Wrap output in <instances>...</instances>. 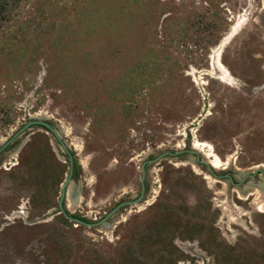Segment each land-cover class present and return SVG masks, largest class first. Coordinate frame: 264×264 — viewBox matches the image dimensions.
<instances>
[{"label": "rangeland", "instance_id": "374dc122", "mask_svg": "<svg viewBox=\"0 0 264 264\" xmlns=\"http://www.w3.org/2000/svg\"><path fill=\"white\" fill-rule=\"evenodd\" d=\"M30 117L73 154L81 219L164 152L263 172L165 158L91 228L57 214L69 158L35 127L0 155V264H264V0H0V146Z\"/></svg>", "mask_w": 264, "mask_h": 264}, {"label": "water", "instance_id": "95a60500", "mask_svg": "<svg viewBox=\"0 0 264 264\" xmlns=\"http://www.w3.org/2000/svg\"><path fill=\"white\" fill-rule=\"evenodd\" d=\"M35 127H39V129L45 130L48 134H52L54 136V138L62 146L64 152L68 155V158H69L70 172H69L67 179L64 181V183L61 187V194L59 197L57 214L58 215H60V214L64 215L65 218H67L71 222H74L75 224H80V225L91 227V228H97L99 226L104 225L111 218H113L121 208H125L126 206H135V205L140 204L141 201L143 200L145 194H146L145 180H146V174H147V165L148 164H158L161 160H163L165 158L166 159H169L170 157L178 158L180 156H186L188 154L193 155L196 157V162L199 164V166H205L211 175L217 177L218 179H228L231 185L238 186V187L245 184V182L247 181L248 178L255 177L259 172H263L261 169H258L256 172H254V174L246 175L243 177V179L240 182H236L235 178L231 175H227V174L219 175V174H217L215 172V169L210 165L209 161L205 160L203 158V156H201V153L198 152L197 150L187 148V149H181V150L176 149L172 152H164L163 154L159 155L156 158H153L151 160H146L143 162L142 167H141V169H142V178H141L142 192L136 199L121 202L115 208H113V210H111V212L106 214L99 221H96L97 218H95L94 221H90L87 218H83V219L77 218L76 216L70 215L67 212L65 201H66L68 189H69V186H70V183L72 181L73 174H74V166H75L74 165V156L71 153V151L69 150V147L67 146V144L65 143L63 136L54 127V125L49 123L47 120H42L40 118L30 117L29 122L25 123L22 126V128H20L15 134H13L11 136V138H9V140H6L3 144H1L0 155L2 152H4L7 149V147L9 145H11L22 134L27 133V132H29V135L35 134L37 132V130L34 129Z\"/></svg>", "mask_w": 264, "mask_h": 264}, {"label": "bare ground", "instance_id": "6f19581e", "mask_svg": "<svg viewBox=\"0 0 264 264\" xmlns=\"http://www.w3.org/2000/svg\"><path fill=\"white\" fill-rule=\"evenodd\" d=\"M220 72V75H221V77H224L223 76V73L221 72V71H219ZM228 72V71H227ZM197 143V142H196ZM199 143V142H198ZM209 147V146H208ZM212 148V147H211ZM213 151V150H212ZM199 152V151H198ZM201 153V152H200ZM210 153V152H209ZM208 153V154H209ZM210 157H212V156H210ZM209 157V158H210ZM218 158V157H217ZM219 160V159H218ZM211 161V160H210ZM210 161H209V163H210ZM213 162V161H212ZM211 165V164H210ZM214 169L215 168H217V166H216V164H215V162H213V164L211 165ZM262 169H264V167L262 168ZM197 171V170H196ZM202 172V171H201ZM202 174V173H201ZM208 179H211V178H208ZM224 184H225V188L227 189L228 187H229V185H228V183L225 181L224 182ZM224 186V185H223ZM224 190V189H223ZM228 190V189H227ZM235 192H238L239 193V195L241 196V197H244V196H247V195H249V194H254V193H257V189L256 188H253L252 187V184H248V185H246L245 186V188L244 189H239V188H234L233 189ZM67 196H68V209L69 210H71V212L72 211H74L78 206H79V204H80V201H81V195H78L76 198H74L73 197V195L71 194V190L69 189V191H68V193H67ZM261 197V196H260ZM263 199V198H262ZM261 199V200H262ZM66 200H67V198H66ZM264 200H262V201H260V202H263ZM20 210V209H19ZM76 212V211H75ZM14 216V215H13ZM12 218V217H11ZM13 219H15V218H13ZM20 219V218H19Z\"/></svg>", "mask_w": 264, "mask_h": 264}, {"label": "flooded vegetation", "instance_id": "af4514ba", "mask_svg": "<svg viewBox=\"0 0 264 264\" xmlns=\"http://www.w3.org/2000/svg\"><path fill=\"white\" fill-rule=\"evenodd\" d=\"M145 186H146V180H145ZM141 192H142V184H141ZM67 201V200H66Z\"/></svg>", "mask_w": 264, "mask_h": 264}]
</instances>
